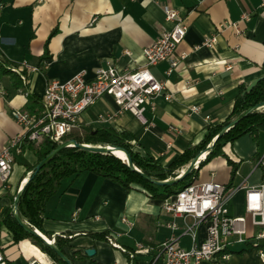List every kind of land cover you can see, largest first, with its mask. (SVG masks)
I'll list each match as a JSON object with an SVG mask.
<instances>
[{
    "label": "crops",
    "instance_id": "crops-1",
    "mask_svg": "<svg viewBox=\"0 0 264 264\" xmlns=\"http://www.w3.org/2000/svg\"><path fill=\"white\" fill-rule=\"evenodd\" d=\"M174 8L186 22L185 38L176 53L184 56L171 75L167 63L153 67V74L165 82L167 98L155 100V111L146 117L148 129L130 112L117 113L111 96H103L83 112L80 129L113 126L128 130L136 139L134 150L150 155L169 166L188 146L202 140L208 124L223 122L231 113L240 84H252L264 76V0H0V60L18 63L17 71H26L25 90L14 91L8 76L0 77V152L9 140L21 133L14 118L17 110H27L28 95L39 99L49 80H67L85 70L92 76L99 66L113 64L120 71H134L145 64L143 49L160 33L172 27L164 7ZM248 15V19L243 18ZM225 23H236L222 27ZM219 35L213 48L203 45L206 37ZM47 52L49 58L40 61ZM231 66L232 69H226ZM193 106L199 107L196 113ZM115 113L112 122H102L99 115ZM25 146L15 156L9 187L0 194V220L15 207L38 158ZM227 156L238 163L233 185L247 180L249 185L264 183V123L258 128V142L247 134L224 146ZM231 166L222 156L206 162L196 180H214L228 185ZM243 191L229 202L231 213L244 214ZM163 200L151 199L138 187L128 191L122 185L83 172L62 182L59 193L47 203L43 229L57 235L68 234L64 247L75 264H131L125 250H131L137 264H163L156 260L157 248L170 236L162 213ZM128 217L132 226L122 222ZM109 231L118 246L93 239L89 233ZM181 245L188 248L190 239ZM0 247L7 264H55L30 241H14L5 226H0ZM94 248L93 256L85 250ZM202 264H218L203 262ZM219 264H264L255 252H234Z\"/></svg>",
    "mask_w": 264,
    "mask_h": 264
},
{
    "label": "built area",
    "instance_id": "built-area-1",
    "mask_svg": "<svg viewBox=\"0 0 264 264\" xmlns=\"http://www.w3.org/2000/svg\"><path fill=\"white\" fill-rule=\"evenodd\" d=\"M202 4L208 0H195ZM167 19L172 27L163 30L159 37L143 49L145 64L134 71H120L113 64L99 66L92 76L85 70L79 71L67 80H49L41 97L38 112L17 110L16 122L22 131L11 138L0 152V194L9 187L14 170L15 156L23 152L25 146L40 145L45 139L60 141L80 129V117L85 110L103 96H111L119 107L117 113L130 112L142 125L152 124L146 117L148 110L155 111V100L166 93L165 82L159 80L152 68L167 63L169 76L180 66L183 59L176 49L185 38L188 26L183 17L171 7L165 6ZM243 18L248 19V15ZM233 26L236 23L221 25ZM237 32L240 30L236 28ZM219 35L205 38L203 45L213 48ZM226 69H232L226 66ZM193 113L199 107L193 106ZM115 113L99 115L102 122H112ZM205 159V154L197 157L196 165ZM264 167V160L260 161ZM243 191L244 214L231 213L229 202L238 191ZM19 198L17 195L15 201ZM161 211L169 217L166 226L170 236L157 248L156 260L163 264L218 263L226 260L234 252H255L264 261V183L249 185L243 180L237 185H228L214 180L200 182L196 178L181 191L163 199ZM122 222L132 226L128 217ZM249 226L253 231H249ZM185 237L190 239L188 248L181 245ZM109 242L118 246L114 237ZM0 264H7L0 247ZM29 264H39L31 260Z\"/></svg>",
    "mask_w": 264,
    "mask_h": 264
},
{
    "label": "trees",
    "instance_id": "trees-1",
    "mask_svg": "<svg viewBox=\"0 0 264 264\" xmlns=\"http://www.w3.org/2000/svg\"><path fill=\"white\" fill-rule=\"evenodd\" d=\"M49 58L47 52L41 57L43 62ZM18 63L7 59L0 60V77L8 76L14 91L25 90L26 71H17ZM264 69V61L262 63ZM250 84H240L236 90L234 105L230 115L216 124H208L202 140L189 146L167 167L150 155H142L134 150L135 135L128 130H118L113 126L101 128H83L65 135L60 141L45 139L40 145L32 148L37 156V164L28 171L31 175L25 183L15 207H10L2 216L0 226H5L13 235L14 241H30L42 252L47 254L55 264H75L66 262L61 255L66 257L64 247L68 245L66 235H57L53 239L54 245L50 246L43 239L27 231L42 232L47 238L52 239V234L43 229L44 211L48 201L59 193L62 182L74 179L83 172H92L97 176L110 179L130 191L134 187L143 190L151 199L163 200L172 194L181 191L185 186L197 178L199 170L211 159L222 156L231 166L232 180L228 187L233 185V176L238 169V163L231 160L224 152V146L234 144L235 141L250 134L258 142V128L264 123V76L258 79L249 89ZM39 99L28 95V111L38 112L35 105ZM238 121L230 125L235 120ZM223 132L220 136L219 134ZM75 141L80 146L71 142ZM62 143H68L59 147ZM81 146L97 148L118 147L123 149L131 158L130 167L120 154L112 151H92ZM209 146L211 149L205 159L183 178L176 180L182 172L186 171L191 161ZM123 150L124 157L126 153ZM43 165L38 171L36 166ZM146 175L148 178H145ZM176 180V181H173ZM173 181L168 184L158 182ZM18 215L21 224L16 217ZM90 237L97 240L109 241V231L89 233ZM131 264L137 260L131 255V250H125Z\"/></svg>",
    "mask_w": 264,
    "mask_h": 264
},
{
    "label": "water",
    "instance_id": "water-1",
    "mask_svg": "<svg viewBox=\"0 0 264 264\" xmlns=\"http://www.w3.org/2000/svg\"><path fill=\"white\" fill-rule=\"evenodd\" d=\"M255 83V82H254ZM254 83H252V84H250V86H249V89L254 85ZM238 121V119L237 120H235L234 122H232L230 125H233V124H235L236 122ZM223 132H221L220 134H219V136L222 134ZM73 145H75V146H80L78 143H76L75 141H72L71 142ZM68 143H62L59 147H63V146H65V145H67ZM81 147H83V148H86V149H88V150H92V151H112L113 153H115V151L116 150H123V149H120V148H118V147H103V148H97V147H90V146H81ZM211 149V146H209L205 151H203V152H201L198 156H200V155H202V154H205V156H206V154L209 152V150ZM124 151V150H123ZM125 152V151H124ZM126 153V152H125ZM197 156V157H198ZM197 157H195L192 161H191V164L189 165V167L187 168V170L186 171H184V172H182L181 173V175L180 176H178L177 178H176V180H179V179H181V178H183L185 175H187L189 172H191L194 168H198V166H195L196 165V160H197ZM125 160L127 161V163H128V165L130 166V167H133L132 166V161H131V158L129 157V155L126 153V158H125ZM43 163L44 162H42V163H40V164H38L37 166H36V171H38L39 169H40V167L43 165ZM143 176L145 177V178H148L146 175H144L143 174ZM176 180H173V181H176ZM173 181H165V182H158V183H161V184H168V183H171V182H173ZM20 194L21 193H19V196H20ZM19 199V198H18ZM18 199L15 201V203H14V205L16 204V202L18 201ZM16 217H17V219L19 220V222L21 223V224H23L21 221H20V219H19V217H18V215L16 214ZM27 231H29L30 233H32V234H34L35 236H37V237H39V238H41V239H43L42 238V236L37 232V231H33V230H30V229H27ZM44 240V239H43ZM45 241V240H44ZM46 242V241H45ZM94 253H95V249L94 248H89V249H86L85 250V254L86 255H88V256H93L94 255ZM59 254L61 255V257L66 261V262H68V263H71V261H70V259L68 258V257H66L64 254H62V253H60L59 252Z\"/></svg>",
    "mask_w": 264,
    "mask_h": 264
},
{
    "label": "bare ground",
    "instance_id": "bare-ground-1",
    "mask_svg": "<svg viewBox=\"0 0 264 264\" xmlns=\"http://www.w3.org/2000/svg\"><path fill=\"white\" fill-rule=\"evenodd\" d=\"M115 153L120 154V156H121L123 159H125L123 152H121V151H119V150H116Z\"/></svg>",
    "mask_w": 264,
    "mask_h": 264
},
{
    "label": "rangeland",
    "instance_id": "rangeland-1",
    "mask_svg": "<svg viewBox=\"0 0 264 264\" xmlns=\"http://www.w3.org/2000/svg\"><path fill=\"white\" fill-rule=\"evenodd\" d=\"M249 231H253V228H251L250 226H249Z\"/></svg>",
    "mask_w": 264,
    "mask_h": 264
}]
</instances>
